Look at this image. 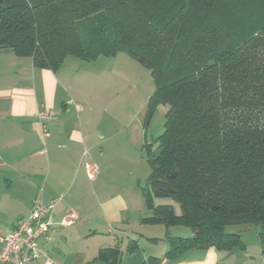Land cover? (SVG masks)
Returning a JSON list of instances; mask_svg holds the SVG:
<instances>
[{
	"label": "trees",
	"instance_id": "obj_1",
	"mask_svg": "<svg viewBox=\"0 0 264 264\" xmlns=\"http://www.w3.org/2000/svg\"><path fill=\"white\" fill-rule=\"evenodd\" d=\"M0 49L54 72L67 58L135 59L154 85L145 133L167 107L156 147L145 145L142 195L153 215L143 222L191 231L169 239L167 255L241 249L231 226H257L264 246V0H0ZM155 198L181 214L153 207ZM121 257L107 248L96 261Z\"/></svg>",
	"mask_w": 264,
	"mask_h": 264
},
{
	"label": "crops",
	"instance_id": "obj_2",
	"mask_svg": "<svg viewBox=\"0 0 264 264\" xmlns=\"http://www.w3.org/2000/svg\"><path fill=\"white\" fill-rule=\"evenodd\" d=\"M59 70L36 68L31 58L0 49V235L26 220L33 201L41 199L55 202L53 226L39 241L43 256L34 264H108L96 261L107 248L122 252L118 264H150L151 259L157 264H264L258 234L233 251L194 248L167 255L169 239L182 238L173 236V229L182 226L143 222L152 210L142 193L135 194L113 175L105 148L111 138L97 137L100 131L86 119L91 107L76 111L70 104L78 91L72 90L71 72ZM41 111L53 115L45 133L38 120ZM85 164L97 169L92 181ZM160 199H153L152 206ZM68 215L73 222L62 226ZM132 242L137 248L130 253Z\"/></svg>",
	"mask_w": 264,
	"mask_h": 264
},
{
	"label": "rangeland",
	"instance_id": "obj_3",
	"mask_svg": "<svg viewBox=\"0 0 264 264\" xmlns=\"http://www.w3.org/2000/svg\"><path fill=\"white\" fill-rule=\"evenodd\" d=\"M59 71L60 74H72V90L78 91L74 103L85 110V105L92 108L86 119L93 121L94 128L96 125L100 131L97 137L105 135L111 138L105 148L113 175L137 192L135 194L141 195L150 174L145 145L156 147V139L164 130L167 112V107H158L144 134L142 123L148 99L154 91L150 71L125 52L111 57L101 56L93 61L67 58ZM94 131L91 132L95 135ZM155 203L157 206L170 203L180 210V206L170 198ZM225 232L237 233L244 243H251L257 238L259 228L253 225L231 226ZM172 235L187 238L191 232L184 227H176Z\"/></svg>",
	"mask_w": 264,
	"mask_h": 264
},
{
	"label": "built area",
	"instance_id": "obj_4",
	"mask_svg": "<svg viewBox=\"0 0 264 264\" xmlns=\"http://www.w3.org/2000/svg\"><path fill=\"white\" fill-rule=\"evenodd\" d=\"M70 104L76 111H81L80 106L75 105L72 101ZM52 117V113L48 111L39 112L38 120L42 124L44 133L47 131L46 123ZM85 171L87 178L90 181L94 180L97 174L96 167L85 164ZM54 206V201L34 200L26 220L19 223L7 234L0 235V264H34L43 256V252L39 248V241L46 237L53 226L52 212ZM72 222L73 216L68 215L60 224L67 226Z\"/></svg>",
	"mask_w": 264,
	"mask_h": 264
}]
</instances>
